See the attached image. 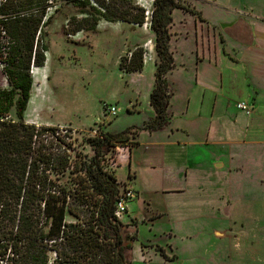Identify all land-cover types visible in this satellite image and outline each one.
<instances>
[{
    "label": "rangeland",
    "instance_id": "374dc122",
    "mask_svg": "<svg viewBox=\"0 0 264 264\" xmlns=\"http://www.w3.org/2000/svg\"><path fill=\"white\" fill-rule=\"evenodd\" d=\"M134 1L150 15L154 0ZM177 1L196 8L203 20L181 8L172 13L169 47L175 66L165 75L172 96L171 120L154 133H141L132 139L140 142L137 146H117L102 161L104 169L116 176L119 195L126 190L135 193L127 202L129 212L118 220L123 233L133 238V246L126 248L122 257L127 264H139L140 251L146 264L155 258L169 262L159 251L163 247L169 258L178 255L188 264L194 255L199 256L194 259L196 263H207L212 252L220 256L212 264H264V101L258 99L254 82L248 79L246 67L239 61L237 72L225 74L232 78L224 77L220 80L221 88L217 86L221 97L228 99L231 114L225 117L236 135L212 140L207 129L213 101L215 106L218 97L196 84L197 71L211 81L216 78L212 70L200 67L204 62H198L197 53L199 58L203 51L209 54V46L214 53L215 42L218 54L223 55L222 35L228 52L254 60L250 51L254 43H250V37H256L253 24L249 19L245 24L244 18L234 25L233 22L238 18V10L264 17V8L259 0L238 4L219 0ZM246 2L255 8H247ZM53 4L49 9L52 20L47 28L46 62L43 67L32 68L34 83L25 119L38 129L54 128L59 141L49 130L39 138L38 145L52 151L55 157H69L71 165L58 181L71 187L79 163L93 155L87 144L89 137L142 127L155 115L150 94L155 87L159 60L149 19L141 26L102 20L95 30L74 33L70 21L84 17L80 8L65 0H53ZM226 23L222 28L221 24ZM260 33L264 37V27L260 26ZM139 47L144 49L143 69H122L123 57ZM202 59L207 61L205 55ZM261 80L264 86V73ZM0 87H8L1 64ZM241 102L248 104L246 110L239 107ZM113 108L116 114L111 111ZM239 114L247 115L248 123L256 121L250 131L248 123L240 128ZM10 117L15 118L14 108ZM173 140L187 142V151L179 161H169L165 155L164 146ZM67 205L76 204L68 197ZM80 209V217L66 212L63 234L45 242L48 264H55L60 253L83 259L79 264H113L114 257L108 251L112 240L103 239L105 231L111 234V229L98 223H91L89 228L90 208L83 205ZM49 226L44 230H49ZM90 229L103 239L100 248L87 251L66 240L67 236L79 235L80 230ZM250 251L257 252L256 259L251 258ZM85 254L88 258H83Z\"/></svg>",
    "mask_w": 264,
    "mask_h": 264
},
{
    "label": "trees",
    "instance_id": "16d2710c",
    "mask_svg": "<svg viewBox=\"0 0 264 264\" xmlns=\"http://www.w3.org/2000/svg\"><path fill=\"white\" fill-rule=\"evenodd\" d=\"M65 1L79 7L84 14L79 19H71L74 33L95 30L102 20L141 26L149 19L159 60L155 87L150 94L155 115L142 127L131 126L118 133L103 132L101 136L89 137L87 144L93 155L79 163L73 186L59 183V175L71 165L69 157H55L52 151L38 145L39 138L49 130L56 141L59 137L54 128L38 129L25 119L34 83L32 68L43 67L46 62L47 28L52 20L49 9L54 6L53 0L0 2V64L8 84V87H0V264H48V245L45 242L61 236L67 224L66 212L80 217L83 205L90 208L89 228L91 223L93 226L98 223L111 229V234L105 231L103 239L112 240L108 251L114 257L113 264L125 263L122 254L126 248L133 246V238L123 233L114 215L115 202L112 205V199H118L119 183L113 173L104 169L102 161L117 146L139 145L132 139L140 132L152 133L170 122L172 96L165 75L175 66L169 47L172 13L181 8L202 18L197 10L177 0H154L150 15L134 0ZM143 67V47L133 50L121 60V68L127 72L141 71ZM13 108L15 118L10 117ZM68 197L76 205L68 206ZM48 225L49 230L45 231L44 227ZM93 232L92 229L87 232L80 230L79 235L67 236L66 240L70 245L81 246L87 251L100 248L104 241L99 238L98 232ZM159 251L169 261L176 259L175 255L169 258L163 247H159ZM87 254L83 258H88ZM58 259L55 264H79L83 261L61 253Z\"/></svg>",
    "mask_w": 264,
    "mask_h": 264
},
{
    "label": "crops",
    "instance_id": "0c3cea01",
    "mask_svg": "<svg viewBox=\"0 0 264 264\" xmlns=\"http://www.w3.org/2000/svg\"><path fill=\"white\" fill-rule=\"evenodd\" d=\"M219 1H226V3H227V1H230V3H232V4H238V3L243 2V0H219ZM259 1L262 3V8H264V0H259ZM244 6H246L249 9H252V10L255 8V7H252L251 3H249V2L248 3L246 2V4ZM195 10H196V8H195ZM236 14H237L238 18L233 22V25L238 20H241L242 18H244L245 21H243V22H245V24L247 23L246 21L248 19L253 24V33L256 34V37L255 38L250 37V43H252L254 41V43L250 47V51L254 53L253 58L255 61L257 60L256 63L251 58L249 59V61H247L245 59V57H241L240 55H239L240 57L234 56L232 53L228 52V50L226 48V39L223 35L221 36V45H223V52H222L223 55L222 54L220 55V52L218 54L217 46H216L215 42H214V44H215V52L214 53H213V51H211V48H210L211 46H209V54H205V52L203 51V57L205 55V57H207V61L203 60L202 59L203 57L199 58V53H197L198 54L197 55L198 62H200V61L204 62V63L200 64V67H204L203 69H206V70L207 69L212 70L214 72V75L216 76V78H214V80L211 81V80L207 79L206 77H204L200 71L199 72L197 71V73H196V84L203 85L202 87H204L205 90L214 94V98L218 97V100H217L215 106L213 105L214 104V101H213L212 109H211L210 116H209L208 129H207V131H209V133L207 132V134H209V139H212V140H214V139L216 140L217 138H220V137L228 138V137H231V135H236V133H233L235 128H233V125H231V123L228 121L227 116L225 117V114H231V111H230V107L227 105V103H228L227 97L226 96L221 97L222 93L220 90V88H221L220 80H222L224 77H228L229 79H231L232 77L230 76V74H227V75H225V74L229 71L230 72L233 71V73L237 72V66H238L239 61L243 62L242 65L244 64V66L246 67L248 79H250L251 81L254 82L253 88L256 89V92H258V99L260 101H264V86H262V84H261V82H262L261 75H263V73H264V37L261 36V33L259 34L260 26L262 28L264 27V17L257 16L256 14L250 13L248 11L239 12V10L236 11ZM239 14L240 15L245 14V15L239 18V16H238ZM192 15H194V14H192ZM194 16L198 17L197 15H194ZM201 17H202V15H201ZM200 19L203 20V17ZM257 22L260 24H263V25L259 26V24ZM255 24H256V26H255ZM230 25H232V24H230ZM226 26H227V23L221 24L222 28H225ZM209 42H210V40H209ZM234 58H236V59H234ZM210 59H211V61H210ZM233 66H236V67H233ZM197 81H199V82H197ZM251 81H250V83H251ZM218 85H220L219 89L217 88ZM205 86H207V87H205ZM244 103H246V102H244ZM219 105H221L220 110H219ZM213 110H215V113L212 112ZM221 113H224V115L222 114V115H220V117H218V115ZM238 118H239V122H240V128H241V126H244L246 123H248L247 115L239 114ZM262 120H264V119H262ZM253 122H256V121L252 120V122L250 121V123H248L249 124V128H248L249 130L248 131L251 130V125ZM258 122L259 121H257V123ZM210 125H211V127H210ZM209 128H210V130H209ZM141 133L146 134V135L151 134V132H148V131H142V132H140V134ZM152 133H154V132H152ZM139 144H140V142H139ZM186 144H187V142H185L183 140H176V141L173 140V141L168 142L164 146L165 155H166V157L169 158L168 160L169 161H174V160L179 161V159L183 158L185 155V152L187 151ZM130 154H131V152H130ZM129 161L132 164V156H130V155H129ZM185 169H188V167H185ZM183 170H184V168H183ZM128 207L129 206H127V210H128ZM223 235L226 237L227 233L224 232ZM250 254H251L250 256L253 260L256 259L258 256L257 252H254V251L253 252L250 251ZM176 256H177L176 259L173 261L164 262V261H161V260L155 258L152 261L148 262V264H188L189 263V262L187 263L183 258H180L178 255H176ZM218 257H220L219 253L217 254L215 252H212V254L209 255V259H208L209 262L204 263V264H212V261L213 262L218 261ZM196 258H199V256H197V255L192 256L191 264H200L199 262L196 263L194 261V259H196ZM138 262H139V264H146L145 257H144V255L141 254L140 251L138 254ZM223 263H226V262H223ZM215 264H219V263L216 262Z\"/></svg>",
    "mask_w": 264,
    "mask_h": 264
},
{
    "label": "built area",
    "instance_id": "2783aa9c",
    "mask_svg": "<svg viewBox=\"0 0 264 264\" xmlns=\"http://www.w3.org/2000/svg\"><path fill=\"white\" fill-rule=\"evenodd\" d=\"M239 107L241 109L246 110L248 108V105L244 102L239 103ZM111 111H113L114 114L115 113V109H111ZM135 196V193L131 190H126L124 191L121 195H119L117 198V200L115 201V209H114V215L118 220L122 219V216H124L125 214H127L128 210H127V202L133 198Z\"/></svg>",
    "mask_w": 264,
    "mask_h": 264
},
{
    "label": "water",
    "instance_id": "95a60500",
    "mask_svg": "<svg viewBox=\"0 0 264 264\" xmlns=\"http://www.w3.org/2000/svg\"><path fill=\"white\" fill-rule=\"evenodd\" d=\"M114 202H115V200H114V199H112V205H114ZM124 264H126V263H124Z\"/></svg>",
    "mask_w": 264,
    "mask_h": 264
},
{
    "label": "bare ground",
    "instance_id": "6f19581e",
    "mask_svg": "<svg viewBox=\"0 0 264 264\" xmlns=\"http://www.w3.org/2000/svg\"><path fill=\"white\" fill-rule=\"evenodd\" d=\"M48 60H49V59H48ZM48 60H47V61H48ZM36 73H37V71H34V74H36ZM40 73H41V71H40ZM37 74H38V73H37Z\"/></svg>",
    "mask_w": 264,
    "mask_h": 264
}]
</instances>
